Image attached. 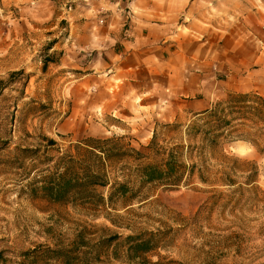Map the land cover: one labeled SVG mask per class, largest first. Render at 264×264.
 I'll list each match as a JSON object with an SVG mask.
<instances>
[{
  "label": "rangeland",
  "instance_id": "374dc122",
  "mask_svg": "<svg viewBox=\"0 0 264 264\" xmlns=\"http://www.w3.org/2000/svg\"><path fill=\"white\" fill-rule=\"evenodd\" d=\"M80 4L87 8L86 0H0V264H61L57 252L78 235L83 264H264V109L262 119L235 115L228 126L206 116L157 123L149 141L136 139L133 124L124 133L73 135L63 124L81 72L61 64L66 51L55 44L67 43V17ZM101 140L117 149L105 163L108 186L95 188L103 205L41 195L60 158ZM176 147L193 170L176 187L138 191L136 169L161 165ZM225 175L233 185L218 182ZM120 184L136 194L108 205ZM150 234L155 247L129 259L127 238Z\"/></svg>",
  "mask_w": 264,
  "mask_h": 264
},
{
  "label": "crops",
  "instance_id": "0c3cea01",
  "mask_svg": "<svg viewBox=\"0 0 264 264\" xmlns=\"http://www.w3.org/2000/svg\"><path fill=\"white\" fill-rule=\"evenodd\" d=\"M86 2L55 44L81 72L63 124L73 135L133 124L149 141L157 123H184L228 94L264 100V0Z\"/></svg>",
  "mask_w": 264,
  "mask_h": 264
},
{
  "label": "trees",
  "instance_id": "16d2710c",
  "mask_svg": "<svg viewBox=\"0 0 264 264\" xmlns=\"http://www.w3.org/2000/svg\"><path fill=\"white\" fill-rule=\"evenodd\" d=\"M264 109V100L255 93L248 94H228L227 99L223 103L216 104L213 109L197 116H206L213 118L215 125L213 127L228 126L229 118L238 116V119L247 121L253 118L262 119L261 111ZM212 139L215 141L217 135L211 132ZM50 145H54L53 141H48ZM110 140L97 141L96 144L85 142L83 147L74 148V155L67 154L60 158L54 167V171L42 179L39 188L41 195L52 202L57 203H80L91 206L103 205V196L96 193L95 188L107 187L109 182L106 179L105 163L109 158V154L117 149L105 148ZM180 148L176 147L169 151L167 159L161 165H146L136 169V179L140 184L138 191L145 184H156L165 188L178 186L185 173L193 170L194 166L186 167L181 161ZM136 156L139 153L135 152ZM203 183L207 180L200 176ZM223 185H233L225 175L218 179ZM111 193L108 197L107 204L110 205L115 195L124 198L133 197V192L127 184L111 186ZM154 235L150 234L149 238L141 239V237L127 238V257L129 259L140 258L141 255L150 252L155 244L152 242ZM80 235L77 236V242ZM83 237V236H82ZM80 241L83 242V238ZM116 236L110 238L115 239ZM144 238V237H143ZM68 250H59L57 259L61 264H83L86 262L84 253L75 251L74 245Z\"/></svg>",
  "mask_w": 264,
  "mask_h": 264
}]
</instances>
